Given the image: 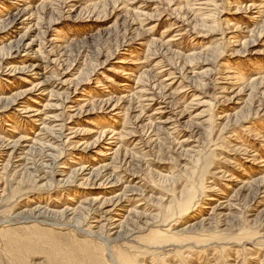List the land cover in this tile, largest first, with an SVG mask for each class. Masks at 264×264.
Masks as SVG:
<instances>
[{
  "label": "rangeland",
  "instance_id": "rangeland-1",
  "mask_svg": "<svg viewBox=\"0 0 264 264\" xmlns=\"http://www.w3.org/2000/svg\"><path fill=\"white\" fill-rule=\"evenodd\" d=\"M0 264H264V0H0Z\"/></svg>",
  "mask_w": 264,
  "mask_h": 264
},
{
  "label": "bare ground",
  "instance_id": "bare-ground-1",
  "mask_svg": "<svg viewBox=\"0 0 264 264\" xmlns=\"http://www.w3.org/2000/svg\"><path fill=\"white\" fill-rule=\"evenodd\" d=\"M190 208H191V206L188 207V209H190Z\"/></svg>",
  "mask_w": 264,
  "mask_h": 264
}]
</instances>
